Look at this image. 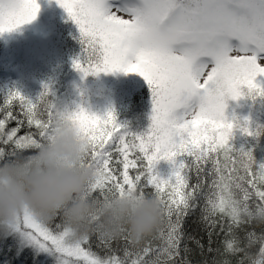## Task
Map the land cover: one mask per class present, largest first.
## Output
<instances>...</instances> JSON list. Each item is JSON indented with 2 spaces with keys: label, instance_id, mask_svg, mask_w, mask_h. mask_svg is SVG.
<instances>
[{
  "label": "snow or ice",
  "instance_id": "1",
  "mask_svg": "<svg viewBox=\"0 0 264 264\" xmlns=\"http://www.w3.org/2000/svg\"><path fill=\"white\" fill-rule=\"evenodd\" d=\"M56 2L79 29L77 71L84 77L137 73L151 94L150 124L141 133L119 124L114 109L100 116L82 105L69 108L68 118L90 145L80 164L95 170L82 198L101 203L126 192L154 196L163 227L138 245L127 231L75 238L62 214L45 223L25 209L0 238L11 237L17 254L27 249L53 264H191L186 236L201 252L204 245L186 234L184 224L200 208L207 251L219 257L212 264H264V163L231 143L236 129L255 138L264 127L226 115L228 100L264 97L257 79L264 77V0ZM39 10L38 0H0V34L32 22ZM57 103L48 84L34 100L8 90L0 105V166L32 159L54 139ZM11 121L16 126L9 128ZM161 161L171 165L167 178L157 171ZM220 233L225 238L213 249L212 237ZM93 236L103 255L93 250ZM113 241L123 242L122 256Z\"/></svg>",
  "mask_w": 264,
  "mask_h": 264
},
{
  "label": "trees",
  "instance_id": "2",
  "mask_svg": "<svg viewBox=\"0 0 264 264\" xmlns=\"http://www.w3.org/2000/svg\"><path fill=\"white\" fill-rule=\"evenodd\" d=\"M55 13V19L49 22L48 16ZM38 22H30L28 27L27 42L21 45L17 51V40L20 26L12 32L0 34V105H3L4 96L9 89H18L28 98L35 99L43 90V85L48 84L55 95V99L66 104L70 109L82 105L97 115L103 116L111 108L114 109L116 120L119 124L126 126L127 130L133 133H141L148 129V120L151 115L152 103L151 94L147 83L136 92H132L127 98H122L119 85L110 73H100L84 77L83 74L73 67V61L81 54L80 33L78 26L63 13L53 12L41 13L37 16ZM257 100V101H256ZM233 112L243 109V121L248 118L251 127L260 125L264 127V97H257L255 100L245 96L238 100H232ZM41 111L44 105L40 106ZM14 114L20 112V108H12ZM238 118V114L236 115ZM3 113L0 112V118ZM231 118V115H228ZM45 118L47 115L45 114ZM15 121H11L8 127H15ZM34 131V129H32ZM29 131L27 127L21 129V135ZM237 149L243 147L246 151L252 150L257 164L264 163V133L259 137H251L243 134L239 129L234 130V137L231 141ZM211 168V164L207 166ZM231 167V165H229ZM171 170L168 162L161 161L157 165V171L164 178H167ZM133 174L134 173H130ZM196 177L193 174L191 183H195ZM210 182V178H209ZM207 191V188H205ZM204 201L201 199L200 204ZM253 206L258 201H249ZM200 208L190 215L184 224L187 235L195 237L204 245V251L191 241L185 238L184 243L188 244L191 252L188 259L191 264H212L214 258L218 259L216 252H208V236L204 225L200 222ZM160 227H163L161 224ZM259 228L256 231L259 232ZM218 231V230H217ZM225 238L224 233L213 235L212 248L221 246ZM94 251L101 255L104 251L97 248L96 237H92ZM159 243V241H153ZM112 247L118 249L117 254L123 255V242L113 241ZM235 259V258H234ZM37 259L30 250H24L17 254L16 249L0 242V264H37ZM39 264H51L39 261Z\"/></svg>",
  "mask_w": 264,
  "mask_h": 264
},
{
  "label": "clouds",
  "instance_id": "3",
  "mask_svg": "<svg viewBox=\"0 0 264 264\" xmlns=\"http://www.w3.org/2000/svg\"><path fill=\"white\" fill-rule=\"evenodd\" d=\"M68 111L58 101L54 139L32 159L0 166V232L7 231L27 209L45 223L62 214L75 238L91 231L115 238L127 231L134 244L143 243L161 225L160 201L136 192L110 196L101 203L82 198L95 179V170L80 164L90 145L68 118Z\"/></svg>",
  "mask_w": 264,
  "mask_h": 264
},
{
  "label": "rangeland",
  "instance_id": "4",
  "mask_svg": "<svg viewBox=\"0 0 264 264\" xmlns=\"http://www.w3.org/2000/svg\"><path fill=\"white\" fill-rule=\"evenodd\" d=\"M38 3L40 6V10L38 12V15H40L41 13L47 12V10H49L50 12H53L54 9H56L58 13L59 12L63 13L65 16H67L68 19H70L66 10L61 8L58 5V3L56 2V0H38ZM125 18H127V16H125ZM37 19H38V17H36V19L33 21L38 22L39 20L37 21ZM48 19H49L48 20L49 22H52L55 19V13H51L50 16H48ZM28 27H29V24L27 23V26H25L24 28H21V32H20L17 40L15 41V43H17V48L15 45V49L17 51H19L21 49V45H25L27 42ZM231 43L237 44L238 41L233 40V41H231ZM233 54H235V53H233ZM260 63L264 64V60H261ZM110 75L116 80L117 84L119 85V88L121 91L120 93H121L123 99L127 98V96L129 94H131L134 91L136 92L143 85L146 84L144 79L137 73L114 72V73H110ZM257 79H258V81L261 82L262 85H264V77H258ZM227 104H228V106L226 108V115L227 116L231 115V117H232V116H236L238 114V116L240 117L239 119H242L244 117L243 109L240 111L233 112L232 100H228ZM261 116L264 117V115H261ZM149 124H150V119L148 120V126H149ZM4 240H5V244L7 246H11V247L15 248L14 241L12 240L11 237H9L7 239L0 238L1 243L4 242ZM36 259L38 261H41V262L53 264L50 257L41 256V257H36Z\"/></svg>",
  "mask_w": 264,
  "mask_h": 264
}]
</instances>
